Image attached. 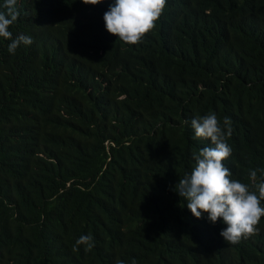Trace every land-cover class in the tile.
Segmentation results:
<instances>
[{
  "label": "trees",
  "instance_id": "1",
  "mask_svg": "<svg viewBox=\"0 0 264 264\" xmlns=\"http://www.w3.org/2000/svg\"><path fill=\"white\" fill-rule=\"evenodd\" d=\"M57 1L55 23L17 0L31 45L0 38V264H264V217L231 247L174 190L210 112L231 120L232 178L264 169V0H167L135 45L105 28L114 0Z\"/></svg>",
  "mask_w": 264,
  "mask_h": 264
},
{
  "label": "clouds",
  "instance_id": "2",
  "mask_svg": "<svg viewBox=\"0 0 264 264\" xmlns=\"http://www.w3.org/2000/svg\"><path fill=\"white\" fill-rule=\"evenodd\" d=\"M41 1L43 7L38 10L50 11L57 19L55 23H58V1ZM102 2L103 0H83L86 5H98ZM166 4L167 0H114L104 13L105 28L126 44H138L155 28ZM3 8L6 11H0V38L11 41L8 51L15 54L21 44L31 45L33 39L24 32L13 39V33L9 31V27L20 16L17 0H4ZM191 127L195 133L193 139L209 140L211 146L192 152L195 164L191 173L180 178L175 185L176 193L187 201L186 223L193 227L206 214L215 235L223 243L236 247L242 239H247L258 231L257 225L261 217H264V169L250 170L249 178L253 182L251 185L232 178L230 169L222 163L232 153V148L227 143V137L232 135L229 117L224 118L222 127L216 114L210 112L193 118ZM81 245L86 252L95 247L90 233L81 235L75 241L73 251H78ZM117 264H124V261L118 260ZM132 264H136L135 259Z\"/></svg>",
  "mask_w": 264,
  "mask_h": 264
}]
</instances>
